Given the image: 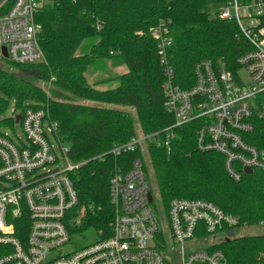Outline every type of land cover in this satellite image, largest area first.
I'll return each mask as SVG.
<instances>
[{
  "label": "trees",
  "instance_id": "16d2710c",
  "mask_svg": "<svg viewBox=\"0 0 264 264\" xmlns=\"http://www.w3.org/2000/svg\"><path fill=\"white\" fill-rule=\"evenodd\" d=\"M227 1L48 0L37 17L45 60L19 65L0 56V125L15 127L12 117L1 119L12 102L15 113L44 109L57 125V142L69 147L72 162L82 164L70 175L79 198L76 211L85 210L73 233L111 232L110 181L143 158L141 150L120 155L112 151L137 136L138 128L148 145L152 190L162 209L168 211L175 199L204 200L238 217L242 226L264 224V175L243 172L242 180L234 181L222 156L197 150L198 122L174 128L175 120L164 107L157 42L149 35L155 26L169 29V63L184 89L193 87L195 67L203 60L221 62L232 71L251 47L236 38L234 22L207 12L210 3ZM85 45L86 53L78 55ZM108 60L126 67L127 73L116 78L117 88L97 90L86 74ZM247 139L264 152V119ZM213 249L222 251L228 264H264V234L216 241Z\"/></svg>",
  "mask_w": 264,
  "mask_h": 264
},
{
  "label": "built area",
  "instance_id": "2783aa9c",
  "mask_svg": "<svg viewBox=\"0 0 264 264\" xmlns=\"http://www.w3.org/2000/svg\"><path fill=\"white\" fill-rule=\"evenodd\" d=\"M47 3L0 0V56L6 47L15 64L45 60L37 17ZM222 5L211 16L234 22L236 38L251 48L237 58L232 71L221 62H199L190 89L176 83L168 58L169 29L155 26L149 35L157 42L164 107L175 120L174 128L198 122L197 150L222 156L226 173L240 182L246 169L264 175V152L247 139L264 119V99H258L264 95V0H228ZM11 117L25 138L0 133V264H173L175 253L180 264H228L225 254L213 249L214 237L244 227L240 219L204 200L175 199L168 211L153 207L146 152L141 150L146 139L138 134L112 151L120 155L141 150L143 158L110 181L111 232L100 231L94 244L77 247L79 234L72 230L79 228L85 210L76 211L79 198L70 175L82 164L72 162L69 147L58 143L59 156L51 140L57 125L44 109L13 112ZM211 238L214 242L206 246Z\"/></svg>",
  "mask_w": 264,
  "mask_h": 264
},
{
  "label": "rangeland",
  "instance_id": "374dc122",
  "mask_svg": "<svg viewBox=\"0 0 264 264\" xmlns=\"http://www.w3.org/2000/svg\"><path fill=\"white\" fill-rule=\"evenodd\" d=\"M223 9H224V6L222 4L210 3L207 7V12L210 14H215V13L221 12ZM86 48H87L86 45L80 48V50L78 51V55H82L86 53ZM12 70L13 69H10L11 72H14V70L13 71ZM124 73H127L126 67L114 66L112 61L108 60V61L101 62L98 67H94L90 69V71L86 74V77H87V82L89 85H91L97 90L104 91V90H111V89L117 88L119 86V82L116 78ZM241 76L245 82H248V78L245 73H242ZM37 84L42 87L44 86L42 83H37ZM112 108L120 109V110H127V108L120 107V106H112ZM14 110H15V103L12 102L7 112L1 117V119H7L11 117ZM17 114H20V113L18 112ZM0 133L7 134L8 136H11V134H16L21 139L25 138L24 132L22 131L20 126L12 127L9 125L7 126L0 125ZM137 133L138 135H142L139 128L137 129ZM51 140L55 146L57 153L61 157L62 156L61 149L59 147L57 140L53 136L51 137ZM63 149H66V147L63 146ZM147 149H148L147 143L142 145V148H141L142 152H146ZM147 182L149 183L151 190H152V187L155 188L154 173L148 161H147ZM152 191L155 197L153 207H157V206L160 207L161 202L157 200L156 192L154 190ZM159 220L162 224H164L165 221L163 219V215H159ZM257 234H264V226L247 227V228L246 226L239 227L231 232L218 234L214 237V239L215 241L218 242V241H224L227 239H233V238H237L241 236L257 235ZM98 238H99L98 235L94 231L89 230V231L84 232L81 236H77V238L75 237V241L77 243V247H84V246L94 244L98 240ZM211 242H214L212 238L209 241V243H207L206 246H209ZM173 264H180L178 253L174 254Z\"/></svg>",
  "mask_w": 264,
  "mask_h": 264
},
{
  "label": "water",
  "instance_id": "95a60500",
  "mask_svg": "<svg viewBox=\"0 0 264 264\" xmlns=\"http://www.w3.org/2000/svg\"><path fill=\"white\" fill-rule=\"evenodd\" d=\"M215 19V18H214ZM1 56L4 58V59H9V56H8V52H7V48L6 47H2V49H1ZM20 119H21V115H18L17 117H16V123H18L19 121H20ZM252 173V170L251 169H246V174H248V175H250ZM149 199H150V201L152 202V200H153V197H152V195L150 194L149 195Z\"/></svg>",
  "mask_w": 264,
  "mask_h": 264
}]
</instances>
